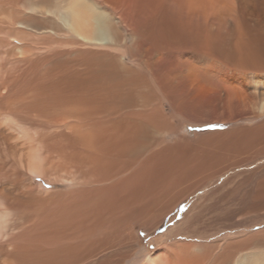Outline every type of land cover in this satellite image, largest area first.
Here are the masks:
<instances>
[{"label": "bare ground", "instance_id": "bare-ground-1", "mask_svg": "<svg viewBox=\"0 0 264 264\" xmlns=\"http://www.w3.org/2000/svg\"><path fill=\"white\" fill-rule=\"evenodd\" d=\"M0 6L1 12L14 7L7 18L16 31L38 41L51 38L61 46L59 94L51 123L74 131L68 137L90 176L84 181L83 199L95 204L101 198L100 208L107 214L102 219L110 222V213L123 206L132 207L141 221L156 213L157 206L173 204L199 187L202 180L176 192L179 176L191 169L202 172L203 179L234 173L231 180L239 182L247 209L264 210V0H0ZM36 44L20 46L24 59L30 58ZM10 82L0 76V112L20 124L18 116L2 110L7 104L2 101L10 105L13 98ZM27 92L23 96H29ZM46 106L41 112L49 111ZM183 123L231 127L170 141L169 134L179 133ZM20 133L27 136L23 129ZM21 143L8 148L15 171L32 179L87 177L79 172L82 168L61 174L55 170L52 175L43 155ZM67 153L60 154L65 161L72 160V153L70 157ZM5 157L0 154V170ZM5 190L10 191L2 184L0 256L15 264H119L117 259L129 251L133 256L126 264H185V259L206 258L198 254L204 235L190 236L199 239L197 243L178 240L147 253L136 246L135 237L133 243L126 240L120 228L89 223L48 226L44 242L50 245L45 250L21 247L25 232L13 231L28 219L20 214L11 220V215L32 196L14 191L8 195ZM250 238L234 252L264 243V230Z\"/></svg>", "mask_w": 264, "mask_h": 264}, {"label": "rangeland", "instance_id": "rangeland-1", "mask_svg": "<svg viewBox=\"0 0 264 264\" xmlns=\"http://www.w3.org/2000/svg\"><path fill=\"white\" fill-rule=\"evenodd\" d=\"M7 9L6 12H1L2 8L0 6V70L2 71L0 76L10 78L12 86H10L9 92L12 89L13 98L8 100L11 106L7 105L9 102L5 101H2L1 105L7 103L2 110L11 112L12 117L15 116L17 118L18 116L20 124H14L10 118L8 120L7 118L5 119L0 112V116H2L0 117V154L6 156V164L0 170V186L4 184L6 189L10 190H5L8 195L25 192L32 196V199L25 205L20 206L17 212H12L11 215V220L20 216V214L28 219L27 223L15 226L16 228L13 231V235H23L25 232L19 240L21 247L34 248L38 246L45 250V247L50 245L48 241L44 242L48 226H81L89 223L96 226H114L113 228L111 227L112 229L120 228L126 240H131L132 242L135 237L137 240L136 246L139 249H145L147 253L156 252L167 245V243L173 241L187 240L190 243H197L199 239H192L190 236L192 234L196 236L204 235L200 240L202 246L199 252L196 251L200 256L206 255L205 260L204 258L203 260L198 258L202 262H196L185 259V264H219V260L223 261V264H264V243L260 244L263 241L256 242L258 243L257 245L251 243L247 249H239L234 252L235 247L241 246L243 248L246 244H249L250 235L264 230V210L252 212L247 209V199L240 197V188L239 190L237 188V185L239 187V182L235 181V179L236 183L231 180L235 176L234 173H223L219 176L203 179L204 175H202V172L196 170L193 172L191 169L188 175L179 176L181 179H179L180 182L179 186L177 185L178 189L176 192L180 194L202 180L199 187L193 188L192 191L185 192L183 195L181 194L180 198L173 204L157 206L156 213L146 214V217L141 221V217L137 218L135 216L132 207L124 209L123 206L120 208L116 206L115 214L108 212L112 214L110 222L107 219H102L107 214L104 216L103 207L100 208L102 201L99 199L101 198L97 197L94 201H97L95 204L92 201H88L90 204H87L83 199L85 193L83 188L87 184L84 181L89 180L90 176L87 174V165L84 163L85 165L82 166L83 163L77 153V147L73 145V138L70 139L68 137V135H73L74 131L71 128L69 129V127L59 126V124L55 127L51 123L53 116L56 117L53 105L59 94L57 92L59 90L57 77H59L62 62L61 46L51 38H44L38 41L36 37L16 31V26L7 18L14 7L8 6ZM20 35L24 37V41L20 42L18 40V38H21ZM25 37L28 39L26 40ZM1 38L3 39L2 41ZM33 41L37 42L36 45L38 46H36V50L30 55L29 59H24L25 57H23L19 48L23 44L32 46ZM38 85L40 86L38 87ZM26 90L29 96H23ZM47 90L49 91L48 93ZM34 91L37 94H34ZM3 93L7 94L8 92L5 91ZM15 98L18 99L15 101ZM19 98L21 101H19ZM45 106L48 107L49 111L41 112L42 109L40 108H45ZM230 125L208 124L200 126L183 123L181 126L183 130L181 129L176 134L175 132L169 134L171 136L170 141L175 140V137L179 139L180 136H188L187 138L193 139L195 135L218 129H228L231 127ZM20 129H23L27 136L21 134ZM19 135L21 138L18 137ZM9 136L10 139L7 140L6 137ZM24 141L26 142L24 143ZM13 143L30 145L33 147L32 150L43 155L44 165L52 175L55 170H58L57 174H61L63 171L76 172L75 168H82L83 170L79 172H86L87 177L81 174L82 180L76 179V181L75 179H56L40 175L34 176L32 179L23 171H15L13 160L8 155L9 144ZM63 149L66 153H70H67L68 157L72 153V160L68 159L69 161H65L62 158L64 155L60 153L64 152ZM60 159L62 160L60 161ZM179 166L181 167V165ZM170 179L173 180L171 176ZM149 188H151V185H149ZM11 191L14 192L12 193ZM242 199L246 200L243 201ZM121 208L124 210L120 211ZM87 212L88 216L86 218L89 217L88 220L84 215ZM124 215L127 216V219L123 222L121 217ZM230 248L233 251H230ZM204 250L207 253L204 254ZM35 251L37 250H31L34 253ZM229 253L231 254L225 257ZM125 255L117 259L118 262L120 261L119 264H126V260L132 258L133 251H129ZM180 261L178 260L177 262ZM15 263L10 257L0 256V264Z\"/></svg>", "mask_w": 264, "mask_h": 264}]
</instances>
